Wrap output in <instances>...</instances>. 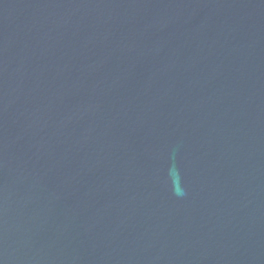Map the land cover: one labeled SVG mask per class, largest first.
<instances>
[{"label": "water", "instance_id": "1", "mask_svg": "<svg viewBox=\"0 0 264 264\" xmlns=\"http://www.w3.org/2000/svg\"><path fill=\"white\" fill-rule=\"evenodd\" d=\"M0 264H264V0H0Z\"/></svg>", "mask_w": 264, "mask_h": 264}]
</instances>
